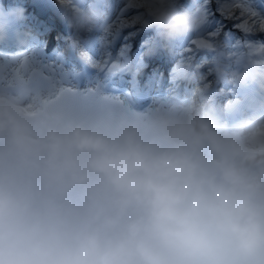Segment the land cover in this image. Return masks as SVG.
<instances>
[{"label": "clouds", "instance_id": "obj_1", "mask_svg": "<svg viewBox=\"0 0 264 264\" xmlns=\"http://www.w3.org/2000/svg\"><path fill=\"white\" fill-rule=\"evenodd\" d=\"M56 2L73 43L108 31L107 0ZM125 4L166 44L206 21L178 0ZM24 11L0 0V44L30 47ZM233 64L210 71L264 93L259 43ZM189 67L172 76L191 79ZM35 71L0 86V264H264V102L234 106L232 120L201 90L140 109L100 85L61 93Z\"/></svg>", "mask_w": 264, "mask_h": 264}, {"label": "rangeland", "instance_id": "obj_2", "mask_svg": "<svg viewBox=\"0 0 264 264\" xmlns=\"http://www.w3.org/2000/svg\"><path fill=\"white\" fill-rule=\"evenodd\" d=\"M37 1L39 3L41 2V4H43V6L45 5L44 7H47V4H49V7L51 8V6H50L51 3L49 2V0H48V2H47V0L46 1L45 0H37ZM2 2L6 8L11 7V6H15V5H19V6L23 7V9L25 10L24 15H26V13H27V15L30 16L31 21H33V22H35L36 20L38 21V18H36L35 13L31 11V9L35 8V7H33V6L30 7L29 5L26 6V4L22 3V0H2ZM45 2H46V4H45ZM226 2H230V0H226ZM178 6L181 8H187V9H195L197 7L203 8L205 15H206V21L202 25V27L198 30V32H196V35L194 33L191 36L186 37L182 41L177 42V45L175 47H179V48L176 49L175 57H174L173 61L171 62V64L169 65V68L165 71V78H166L165 86H166L167 90H165L163 93L160 92L159 96H156L154 94L155 91L152 92L150 94V101L155 96L159 97V98L168 97V95H169L168 90L173 89L178 82L181 85H184L188 82L187 80L175 79L172 76V69L177 64L178 61H186L189 64V66H191V69H189L190 73H193L194 72L193 70L196 67L203 65L202 71H198V73L195 74V77L197 80L196 83L194 85L193 84H187L188 88L192 91L191 94L196 91V86L199 83L204 81V82L208 83V87H207V89L204 90L203 94L206 97H208L209 100L213 97L212 100H215V102H216L215 105L218 104V106H220L221 103L225 102L226 97H228L229 94H232V95L234 94L233 97H235V98L239 97L240 93L239 94L237 93V89L241 88V87H236L233 84H231L227 80L226 76L223 80L218 78L215 73L210 71V69H212V67L216 63V61L219 58H221V60L224 61L227 69L230 70L232 67L235 66L233 64V60L235 58L241 56L242 53L246 50L247 47H245V45H244L245 40H250L252 43H259V44L264 45V31H256L254 34H251L249 36L242 35L241 32L233 29L232 21L225 20L223 17L220 16V14L218 12L215 11L214 0H178ZM257 6L258 7H264V0H261V3H259ZM54 8H56V7H54ZM105 9L108 12V16H109V25L110 26H109L108 31L97 30V31L90 33L86 38L81 40L82 47L85 48L86 52H89V55H92V53H95V60H97V58L99 56H101L102 54H105L104 49L107 46H112L113 42H111L109 40H111V39L112 40L117 39V41L119 40L121 32H117L118 34L114 35L112 29L114 28L113 25H115L117 17L121 15L122 10L127 9V15L129 18L134 19V17L139 16L140 19H142V17L139 15V12L137 10H134L131 7L126 6L125 0H107L106 5H105ZM45 15H46V13H45ZM47 15H48L49 20H52L53 14L49 15L47 13ZM42 20L45 24L44 23L40 24L37 22H35V24H33L32 22H28L26 19H24L23 22L18 25V27H20V29L23 32H27L29 34L30 46H32L34 44L38 45L39 47H41L43 49L44 54H47L46 53L47 51L50 52V50H52V48H55L54 51L59 49V48H62L60 43L55 44L54 39H52V38L48 39L47 34H49L51 31L62 30L65 32V35H69V34H73V30L71 29V30L65 31V30L59 29L57 27L54 28L51 25H49V23L50 24L54 23L53 20L51 22H48V23L45 22L44 19H42ZM38 22H40V21H38ZM27 24L30 25V27L23 26V25H27ZM44 26L46 27L45 31L43 30ZM37 28L42 29L43 31H40L38 33V31H36ZM150 28L147 26L137 27L136 30L134 31V33H132V35L130 34L133 44L131 46L129 58L131 59V57H132L131 65L133 67L130 66L131 71L128 74L125 73L127 71V70H125L124 74L123 75L121 74L118 77V79L120 80V83L118 84V88H122L123 85L125 86L127 83H129V81L132 80V79H130V80H128V79L134 77L133 71L137 67V63L140 62V59H141L140 55H142L141 43L144 41L145 38L151 39V42L153 40L152 39L153 31ZM209 32H216L217 33V36L213 42L214 43L213 48H211V49H209V48H196V49L193 48V50L191 52L188 51V48L191 45V41L199 40V39H201L202 36H206ZM9 37H11V42H12V36L10 35ZM101 37L104 38V43L100 42ZM134 39H135V42H134ZM43 41H44V43H43ZM49 41H51V42L49 44L48 49H46V45L49 43ZM10 45H11V43L9 44V46ZM117 45H118V43H116L115 49L117 48ZM132 47H134V48H132ZM168 47H171V46H168ZM4 48L5 47H3V45L0 46V53L11 54L15 51L12 49H4ZM28 49L29 48L21 50V49L17 48V50H21V51H28ZM174 50H175V48H174ZM62 52H64V51L62 50ZM51 56H53V54ZM54 56H55V54H54ZM69 56H70V54H69ZM71 57L75 58V60H76V57L74 54H71ZM48 58H51V57H48ZM216 58H217V60H216ZM66 60L68 61V63H66V65L72 63L71 58H70V60L68 58H66ZM2 61H3V58H2V56H0V63ZM84 62H85V60H84ZM29 64H31L30 58H29ZM72 64H74V63H72ZM154 66H156L155 63H154ZM92 70H93V68H92ZM159 70L161 71V69H159ZM130 76H132V77H130ZM145 81H146V79H144V83L142 84V87L145 86ZM157 81H159V76H157V79H155L156 84H157ZM224 81H227V83H225ZM110 86H111V84H110ZM242 88L247 89L246 91H247L249 97H252L253 99H255L259 103L264 102V93H260L256 89L255 85H247V86L242 87ZM225 92H227V95H225L226 94ZM191 94H188V95H191ZM214 95L220 96V99L217 100L216 97L214 98ZM227 106L228 105H222L221 108H219L224 115L227 112V110H230L232 108L231 106H234V104H232L229 107H227Z\"/></svg>", "mask_w": 264, "mask_h": 264}, {"label": "bare ground", "instance_id": "obj_3", "mask_svg": "<svg viewBox=\"0 0 264 264\" xmlns=\"http://www.w3.org/2000/svg\"><path fill=\"white\" fill-rule=\"evenodd\" d=\"M47 2H48V0H47ZM49 2L52 4L53 7H56L58 9L57 10L55 8L57 10V11L56 10L55 11L58 14V16H61L58 19H60V21H62L64 23H67L66 20H65V9L62 8L61 6H59L57 4L56 0H49ZM45 4H46V2H45ZM35 7H37V6H35ZM45 8H47V7H45ZM53 14H54V12H53ZM26 15H24V17ZM47 20H49L48 15H45V21L48 23ZM128 20L130 21V24H128V25H125V26H122V27H118L116 23H115V25H113L114 28L112 29V31H113L114 35L118 34L117 32H121L120 33V38H119L118 41H115V40H112V39L109 40V41L113 42L112 46H107L104 49L105 54H102L101 56H99L96 61L101 62L103 60L109 59V57L106 55V53H107V54H110V63H112L113 61H119L121 63H127L128 68L126 70L127 71L128 70L131 71L130 66H132L131 65L132 58L131 59L129 58L130 57L131 46L133 44L132 39H131V35H132V33H134V31L136 30L137 27L147 26V27L150 28V26L146 23V21L143 18L140 19V20H134V19L128 17ZM23 26L30 27V25H28V24L27 25H23ZM18 28H19L20 31H22L20 29V27H18ZM150 29L153 31V33H152V39L153 40L151 42V39L145 38L144 41L141 43L142 55H140V57H141L140 62L137 63V67L133 71L134 77L123 88L116 87L114 85L115 81L112 80L113 77L118 78L121 74L123 75L124 74L123 72L122 73L120 71L119 72H115V73L102 72L99 68H93L90 65H88L86 62H84L83 54L86 52V50H85V48L82 47L81 40L78 43H73L74 34L65 35V32L62 31V30H60V31H51L49 34H47L48 39H50V38L55 39L56 38L54 40L55 44L60 43L62 48H59L60 50L57 49L55 51H54L55 48H52V50H50V52L47 51L46 52L47 54H44V55L46 57L54 58V54H56L58 52L60 54V57L63 60V64H64V67H65L66 71H68L69 73H75L76 74V78H77L76 83H77V87L78 88L83 89V88H86V87L95 86V85H97V83L98 84H103V85L107 86V88L104 90L105 92L113 94V95H116V96L126 100L128 103L130 102L129 104L131 106H134L136 108H140V107L137 106V104L135 105L134 102H131V100L133 98L130 97V96L133 93V91L138 88V84H141V86H140V90H141L142 84L144 83V79L138 77V74L140 73L141 68H143L144 64H145V61H144L145 53H147L149 51V49L152 47V45L155 44V43L160 44L161 46H163L164 49H165V47H167L169 49H174L175 48V50L179 48V47H175L177 45V42L173 43V44H166L162 39H160L156 35V32H155V30H153V28H150ZM43 30L44 31L46 30L45 26H44ZM43 30L42 29H38V28L36 29V31H38V33L40 31H43ZM191 35L192 34H190L189 36H191ZM114 42L118 43L116 49H115L116 43L114 44ZM10 43H11V45L9 46ZM43 43H44V41H43ZM2 45H3V47H5L4 49L15 50L13 53L7 54V55L9 57H13L14 56L16 58V60L12 64L5 63V61L3 60L0 63V75L11 73V72H14L16 70H20V71H22L24 73H28L29 71L36 70L35 68H33L31 66V64H29V66L27 68H21V65L24 64V61L26 59H29L30 56L26 57L24 55L27 51L17 50L18 46H17L15 37L12 36V42H11V37H8V39L6 41H4L2 44H0V46H2ZM168 46H171V47H168ZM62 50L64 52H62ZM122 52H123V55H121ZM52 54H53V56H51ZM69 54H70V56H69ZM71 54L75 55L76 60H75V58L71 57ZM66 58H68L69 60L71 58V61L74 64L71 63V64L66 65V63H68ZM216 60H217V58H216ZM218 60H221V58H219ZM82 67L84 68L83 70H82ZM92 68H93V70H92ZM127 71L125 73H127ZM140 82H143V83H140ZM110 84H111V86H110ZM63 86L64 87H69L68 84H65ZM207 87H208V83L203 81V82L199 83L196 86V91L197 90H201L202 93H203L204 90L207 89ZM155 93H158V94H155ZM155 93L154 94L156 96L160 95L159 91H155ZM156 96L155 97L152 96L153 98L150 101V95H149L147 103L144 106H142L140 109H143V108H146V107H149L150 105H152V103L157 98H159V97H156ZM236 101H238V98L236 100V98L233 97L232 94H229V96L226 97L225 102L221 103L220 106H218V104H216V106L218 108H221L222 105H228L227 107H229L232 104H234V106H235L236 105L235 104Z\"/></svg>", "mask_w": 264, "mask_h": 264}, {"label": "snow or ice", "instance_id": "obj_4", "mask_svg": "<svg viewBox=\"0 0 264 264\" xmlns=\"http://www.w3.org/2000/svg\"><path fill=\"white\" fill-rule=\"evenodd\" d=\"M261 3V0H214L215 11L220 14L225 20L232 21V27L236 31H239L244 36H249L254 34L256 31H264V7H258L257 5ZM140 17H134V20H139ZM116 24L118 27H122L130 24L127 15V9L122 10L121 15L117 17ZM217 36L216 32H209L206 36H202L199 40L191 41V45L188 51L191 52L193 48H213L214 40ZM101 43H104V38L101 37ZM254 43L250 40H245V47H250ZM261 48L264 45L260 44ZM26 57L30 56L31 66L36 69L33 75L39 74L43 79L47 81L50 87L54 88L55 85H65L68 84L67 89L61 88V93L65 90L72 92L76 83V74L69 73L66 71L63 60L60 54L57 52L54 58H48L44 55L43 50L38 45L34 44L29 47L28 51L24 54ZM106 55L109 59L98 62L95 60V53L89 55V52L83 54V59L85 62L93 68H99L102 72H108L111 67L110 54ZM123 55V52L121 53ZM5 63L12 64L15 62L16 58L9 57L7 54L0 53ZM29 66V59L24 61L21 68H27ZM46 73V74H45ZM24 73L20 70H16L11 73L0 75V86H7L9 88L15 87L20 83L24 76ZM97 85H100L97 83ZM89 91H91L89 89ZM84 95V94H79ZM86 98V97H85ZM60 99L59 95H56L54 91L50 92L48 100L54 101ZM87 105L79 104L74 105L72 108L73 115H79L82 111L86 109Z\"/></svg>", "mask_w": 264, "mask_h": 264}, {"label": "water", "instance_id": "obj_5", "mask_svg": "<svg viewBox=\"0 0 264 264\" xmlns=\"http://www.w3.org/2000/svg\"><path fill=\"white\" fill-rule=\"evenodd\" d=\"M22 3L26 4V6L29 5L30 7L31 6L35 7V5L37 6V7L31 9V11L35 13L36 18H38V21H40V22H38L36 20L35 22L43 24L44 22L42 19H44V21H45V13H46V15H47V13L49 15H51V14H53L52 12H54L52 20L54 21L55 24L49 23V25H51L54 28L57 27L59 29H63L65 31L71 30V28H69L66 23H63L62 21H60V19H58L61 16H58V14L55 11V8L51 4H50L51 8L49 7V4L47 5V8H45L43 6V4L39 3L36 0H22ZM25 19L28 22H32L33 24H35V22L31 21V18L29 15H26ZM52 20H47V21L51 22ZM195 35H196V33H195ZM115 41H117V39H115ZM50 42L51 41H49V43L46 45V49H48ZM134 42H135V39H134ZM115 43L116 42H114V44ZM132 48H134V47H132ZM175 51L176 50L169 49L167 47H165V49H164L163 46H161L158 43H155L152 45V47L149 49V51L147 53H145V55H144L145 64H144V67L141 68L140 73L138 74V77L144 78V79H146V81H145V86H143L141 88V90H140L141 84H138V88L136 90H134L132 93V96L136 99L135 105L137 104V105H139V107L144 106L148 101V97H149L150 93H152L154 91H159V93L160 92L163 93L165 90H167V88L165 86V84H166L165 83V81H166L165 71L169 68V65L173 61V59L175 57ZM154 63L156 64V66H154ZM159 69H161V71ZM189 69H191V66L189 67ZM202 69H203V65L196 67L193 70L194 72L190 73L191 79H188L187 80L188 82L186 84L181 85L178 82L173 89L168 90V92H169L168 97H184V96H187L188 94H191L192 91L188 88L187 84H193L194 85L197 81L195 74L198 73V71H202ZM124 71L125 70H122L120 72L124 73ZM129 72L130 71L128 70L126 74H128ZM157 76H159V81H157V84H156L155 79H157ZM130 77H132V76H130ZM113 79H116V77H113ZM130 79H132V78H129L128 80H130ZM224 82L227 83V81H224ZM140 83H143V82H140ZM138 89L140 91H138ZM246 90H247L246 88H238L237 89V93L238 94L240 93V96L237 97L238 101H236L235 104L243 107V106H246L249 102L259 103L255 99H253L252 97H249ZM225 93H226L225 95H227V92H225ZM155 94H158V93H155ZM215 97L217 98V100L220 99V96L214 95V98ZM212 98L210 99V101L215 104L216 102H215V100H212ZM231 107H232V109L234 108V106H231ZM232 109L227 110V112L225 113L226 119L232 120V119L237 118V116L233 113Z\"/></svg>", "mask_w": 264, "mask_h": 264}, {"label": "flooded vegetation", "instance_id": "obj_6", "mask_svg": "<svg viewBox=\"0 0 264 264\" xmlns=\"http://www.w3.org/2000/svg\"><path fill=\"white\" fill-rule=\"evenodd\" d=\"M55 40V39H54Z\"/></svg>", "mask_w": 264, "mask_h": 264}]
</instances>
